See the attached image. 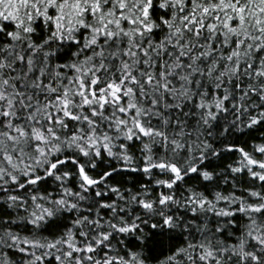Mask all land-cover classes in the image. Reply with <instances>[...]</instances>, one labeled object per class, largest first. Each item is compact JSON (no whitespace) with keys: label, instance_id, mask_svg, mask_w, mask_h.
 <instances>
[{"label":"snow or ice","instance_id":"snow-or-ice-1","mask_svg":"<svg viewBox=\"0 0 264 264\" xmlns=\"http://www.w3.org/2000/svg\"><path fill=\"white\" fill-rule=\"evenodd\" d=\"M0 264H264V0H0Z\"/></svg>","mask_w":264,"mask_h":264}]
</instances>
